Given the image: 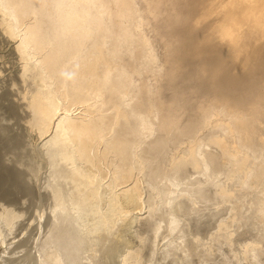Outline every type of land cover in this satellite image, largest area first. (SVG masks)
Here are the masks:
<instances>
[{
  "label": "bare ground",
  "instance_id": "1",
  "mask_svg": "<svg viewBox=\"0 0 264 264\" xmlns=\"http://www.w3.org/2000/svg\"><path fill=\"white\" fill-rule=\"evenodd\" d=\"M0 90V264H264V0H0Z\"/></svg>",
  "mask_w": 264,
  "mask_h": 264
},
{
  "label": "rangeland",
  "instance_id": "2",
  "mask_svg": "<svg viewBox=\"0 0 264 264\" xmlns=\"http://www.w3.org/2000/svg\"><path fill=\"white\" fill-rule=\"evenodd\" d=\"M7 67H9V65H7ZM7 74L8 73L6 72L5 75ZM16 123L17 122L9 115L8 110L0 105V162H2V165H0V175L6 174L5 171L2 172L3 167L12 165L14 160H17L22 156L20 147L18 146L19 141L17 142L15 139L18 133V126ZM2 129H4L5 132H2ZM29 191L30 190L25 188L23 181L18 180L15 176L0 183V201L11 202L17 207L23 208L26 212V215L20 222L15 235H18L21 232V227L27 225V219L30 218L31 211L37 203L36 198Z\"/></svg>",
  "mask_w": 264,
  "mask_h": 264
}]
</instances>
